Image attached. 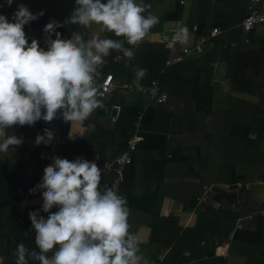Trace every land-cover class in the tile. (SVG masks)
<instances>
[{
  "label": "trees",
  "instance_id": "16d2710c",
  "mask_svg": "<svg viewBox=\"0 0 264 264\" xmlns=\"http://www.w3.org/2000/svg\"><path fill=\"white\" fill-rule=\"evenodd\" d=\"M107 0H102L106 3ZM138 3L141 0H137ZM199 2V3H198ZM198 10L193 11L187 22V30L195 33L198 37L206 36L210 38L212 30L216 27L223 29V35L216 39H209L203 49V52L198 54L199 59L196 63L195 70L189 66L186 61L183 63L167 66L166 61L169 58V49L165 44L158 43H141L138 47L123 43L124 49H131L134 53L132 59L124 56L123 51L110 50L107 57H103L104 65L101 70L96 69L94 76L96 79L104 78L108 74H112L116 80L120 82L132 83L138 72L143 69L145 71L144 79L141 84L150 86L155 80L160 82V87L163 92L166 90L169 78L173 75H212L214 65L222 62L226 66V77L230 80V90L256 94L262 92L260 96V103L252 112L253 120L259 122V126L253 129V134L248 133L246 137L240 140L224 139L223 147L225 150L228 147H234L236 150L235 160L236 164H249L251 168H255L253 176H237L235 166H229L227 162H222V165L229 166L228 180L224 183L216 180L219 183H212L210 177H205L195 166L193 162L188 159L185 154L186 146L177 144L172 141L168 134L161 130L162 122L165 120L167 112L170 109L162 104L153 103L147 108H134L124 104L125 97L118 92H114L112 100H104L97 97L101 101L102 107L98 111L103 113H110L111 108L118 101L119 112L115 121V126L112 129H106L104 126L96 125L95 130L86 133V137L81 142L71 143L70 146L74 152L84 149V152H91V143L97 142L99 154L101 156V163L113 162L120 154L126 150L129 134L135 130V123L138 122L141 116L142 128L140 134L143 136V141L136 148L133 154V160L125 169L124 182L121 185L120 195L125 197L127 205L130 209V216L128 222L130 224L129 232L135 236L138 228L135 224L145 225L149 228L150 233L148 240L145 243L139 244L142 249L144 245H148V252L157 249L158 252L154 254L157 264H225V261L217 255V249L228 241L231 233L236 229L237 223L251 216L248 226L242 230L237 229L232 237L230 246V253L235 254V246L239 245L241 250L247 249L251 254L256 253L254 257H249L247 264H264V203L258 204L257 201L252 200V194L256 184L264 186L259 182L264 183V152H261L260 146L264 142V39L256 40L253 33L250 34L248 43H242V31L238 24L241 25L245 19L244 13L235 9L232 5H240L244 10V3L242 0H234L233 2L218 1L215 7L211 8V0H198ZM18 4H24L29 8L33 14L43 12V15L29 24L25 25L24 31L28 43L32 40L39 43V47L47 51L50 46V41L58 37L60 39H73L75 35H79L83 41V26L71 23V17L79 5L76 0H13L11 6L8 5L7 0H0V14L6 15L11 19L12 14L17 10ZM230 5V6H229ZM152 11L148 9L144 15L147 16ZM214 14L215 24H211L209 30V16ZM184 14V7L172 3V9L165 13L159 19V23L172 22L182 20ZM218 20L224 22L218 23ZM55 21L56 27L53 32H45V26L48 23ZM194 25H197L194 30ZM156 28L153 27L150 32L157 33ZM43 35L45 38H43ZM101 39L123 40V37H116L113 33L103 31ZM214 41L215 45L210 46V42ZM193 56V55H192ZM118 60L115 61V58ZM191 57V56H190ZM189 57V58H190ZM188 58V59H189ZM193 80H191L192 82ZM195 86L191 90V98L196 106V112L206 115L213 114L212 100L213 97L206 89L204 84L199 80L194 81ZM207 93V94H206ZM124 100V101H123ZM123 101V102H122ZM118 106L114 107L117 110ZM106 110V111H105ZM65 110H59L51 122H46L43 119L36 121L35 135L43 137L48 140L45 130L52 133V137L48 142L63 141L68 135V127L64 126L63 121H58V115H63ZM46 114L43 110L41 115ZM64 116V115H63ZM111 120V119H110ZM88 119L86 120V123ZM7 138L11 133H14L18 140L23 144L20 158L16 163L9 159H0V232L8 229L11 232L18 231L19 234L30 236L31 232L26 224H23V214L21 210L16 207H10L15 199H21L20 191H23V199H30L42 196L46 191L44 188L37 186L43 183L44 168L50 166L46 160L40 159V151L42 146H33L27 144L29 133V125L23 126L16 124L4 129ZM109 135V138L106 136ZM103 137V141L98 139ZM188 137V138H187ZM189 139V135H186ZM193 138L198 139V134ZM192 139V138H191ZM190 139V140H191ZM230 143H234L229 145ZM25 144V145H24ZM215 145V144H214ZM191 146V145H190ZM189 146V147H190ZM38 147H41L40 150ZM150 151L154 157L147 158L138 165L135 160V153L139 150ZM183 148V149H182ZM218 150L213 148V152ZM28 150V151H27ZM220 152V150H218ZM247 152L252 156L247 158ZM257 152V153H255ZM68 154V150L65 151ZM167 153L171 156L183 154V164L189 169V175L193 178L199 179L201 184L195 187L191 186V191L181 190L182 183L168 185L166 183L165 171L167 165L175 162V159L168 160ZM187 153V152H186ZM188 154V153H187ZM223 152H221V155ZM33 164L34 167L30 168ZM106 175V174H101ZM219 173L215 175L217 178ZM206 178V180H205ZM114 176L107 175L104 178V185L102 194L108 189H111ZM223 182V181H222ZM231 184V189L239 195V198L232 202L221 194L213 192L210 200L205 204L204 210L199 206L198 199L203 195L204 185L218 186L221 184ZM208 184V185H207ZM241 184V188L238 185ZM141 186L143 191L140 195L136 194V189ZM185 187V186H184ZM180 190H177L179 189ZM178 196L174 198L184 203L185 211L198 212V220L192 228H181L178 226L176 218L161 216L163 200L171 196L170 192ZM22 200V199H21ZM20 202V201H19ZM212 202L219 204L220 208L216 209L212 206ZM44 211V209H43ZM59 211L57 206H53L52 213ZM49 213L43 212L40 216L47 220ZM18 217V229L11 225H6L5 218ZM39 218V219H40ZM32 228V222L30 223ZM36 235V234H35ZM35 235L33 241L35 242ZM32 236V235H31ZM25 242V240H24ZM23 244V239L19 240L17 246ZM24 246V245H23ZM27 250V247L24 246ZM168 251L162 258H158V253ZM205 258V259H204Z\"/></svg>",
  "mask_w": 264,
  "mask_h": 264
},
{
  "label": "clouds",
  "instance_id": "9594fccd",
  "mask_svg": "<svg viewBox=\"0 0 264 264\" xmlns=\"http://www.w3.org/2000/svg\"><path fill=\"white\" fill-rule=\"evenodd\" d=\"M9 6L13 0H7ZM71 23L101 25L102 30L123 37L127 44L138 47L159 17L144 13L151 5L137 0H76ZM43 12L33 14L24 4H18L11 19L0 14V136L13 125H32L43 119L51 122L59 110L67 121L83 123L102 107L94 87V74L103 57L110 50L123 51L133 58L131 49H124L123 41L93 38L87 44L79 35L73 39L50 41L47 51L36 40L26 39L25 25ZM53 21L45 32H53ZM187 33V27L181 29ZM146 71V70H144ZM42 110L46 113L41 115ZM48 140L37 138V143H48L52 133L45 130ZM21 141L14 136L0 144V152ZM101 172L95 163L56 159L55 167L44 169V211L48 219L37 220L30 213L35 230L36 256L40 264H140L136 237L129 232L130 210L125 197L108 189L99 190ZM53 206L59 211L52 213ZM52 258L45 254L56 249ZM23 244L16 250L17 264H26Z\"/></svg>",
  "mask_w": 264,
  "mask_h": 264
},
{
  "label": "crops",
  "instance_id": "0c3cea01",
  "mask_svg": "<svg viewBox=\"0 0 264 264\" xmlns=\"http://www.w3.org/2000/svg\"><path fill=\"white\" fill-rule=\"evenodd\" d=\"M190 1V6H188V3V7H184L182 20L158 23L156 25V27H158L156 28L157 33H149L142 43H158L167 45V47L170 48L168 59L173 58L177 53H179V51L183 50L184 48L194 45L195 41L198 39V36L193 32H189L188 30L187 33L181 31L182 28L187 26L188 19L193 14V11L198 10V0ZM218 1L220 0H211V8L215 7V4L219 3ZM222 1L233 2L234 0ZM242 2L244 3V10L241 9L240 5L232 6L235 9H238L240 12L244 13V17H246L248 11V0H242ZM172 3H174L173 0H167L163 3H158L161 4L162 7L159 6V8H155V11L152 7L153 4H151L152 14L158 16L159 18L163 17L166 12L172 9ZM260 8H264V5H260ZM207 21H209L208 23L210 24H215L213 13L211 14V16H209V19ZM217 22L221 23L224 21L218 20ZM239 26L240 25L238 24L236 27ZM86 27H88V31H86ZM98 27L101 30V25L95 23L89 26H83L82 33L83 41L85 44L92 40L90 36L96 33V29ZM196 27L197 25H194V30L196 29ZM216 28L222 29L221 27ZM103 31L104 30H102V33ZM262 32H264V26H261L254 31V39H264V36H261ZM248 37L249 39H251L250 35ZM244 39V34H241L242 43H245ZM125 41L126 40L123 39V43ZM198 59L199 55L194 54L186 60L187 64L193 67L192 70H195L194 68H196ZM116 60H118V57L115 58V61ZM103 66L104 65H99L96 69L101 70ZM144 76L145 71L141 69L134 81H137V83H141V81L144 79ZM191 80L193 81L191 82ZM196 80H199L201 84H204L206 89H208L209 91L207 93L212 95L213 114L206 115L196 112L195 103L193 102L190 95L191 90L193 91V87L195 86L194 81L196 82ZM229 82L230 80L226 77L225 64L222 62H218L214 65L212 75H201V78H199L198 75H173L169 78V84H167V87L163 86L166 90L165 93L168 95V99L162 105L166 106V108L168 107L170 111L167 112L166 118L162 122L161 130L166 132L172 141H175L177 144L180 143V145L186 146L185 154L188 159L193 162L195 168H197L202 174H204L205 177H210L212 179V183H219L216 180L220 181L221 183L227 181L228 174L229 172L231 173V171H229L231 170L229 169V166L233 165H236L235 170L237 176H253L255 174V168H251L249 164H236V156L233 155V152L235 153L236 151L234 147L229 146L227 150H225V147L222 149V147L224 139L226 138L232 139L233 141L234 139L240 140L243 137H246L249 132H251L254 136L252 131L254 128L259 126V122L257 120H253L252 112L255 111V107L259 105L260 98L258 96H260L262 92H260V94L259 92H256V94H251L230 90ZM115 93L109 94L104 100H106L107 98V100H112L113 96H115L113 94ZM124 97V104L134 108H147L155 103L151 102L148 94L143 93H133L132 95ZM116 106H118V109L114 110V107ZM119 108L120 106L117 101V103L112 106L110 113L106 112L102 114L100 111H98V109H96L88 118L87 123L86 121H84L83 123L67 121L64 119L63 115H58L57 120L63 121L64 126L68 127V135L63 139L62 142L53 141L44 144H36L37 146H42V148L38 147L39 150L41 148L40 159L48 161L53 167H55L56 159H66L69 162L73 163L78 160L82 162H88L89 164H96L100 162L101 156L99 154V148L96 141H92L90 153L84 152V149L74 152V150L68 145H70L71 143L73 144L74 142H81V140L86 137V133L93 131V129L95 128L94 123L96 125L102 124V126H104L106 129H112L115 126L114 123L118 116ZM13 134L14 133H11L10 137L13 136ZM196 134H198V139L193 138ZM186 135H189V139H187L188 137L185 138ZM14 137L18 140L15 135ZM106 138H109V135H107ZM6 139L7 134L4 130V135L0 136V144H2ZM98 139H101L103 141V137H98ZM232 144L234 143H230L229 145ZM216 146L218 150H220V152H218V150L216 149V152L212 153L213 148H216ZM21 148H23V144L9 145L6 152H0V159H9L13 163H16L19 159H21L19 155L22 150ZM141 149L139 148V150L135 153V160L137 161L139 166L143 162V160L154 157L150 151H143ZM67 150L68 154L65 153V151ZM259 150L261 152H264V142H262ZM221 152H223L222 155ZM166 157L168 160H176L175 162H171L170 164H168L165 171L166 183L168 185H180L182 183L181 190L183 191L186 190V188H188L187 186L190 185L188 188V191L190 192L192 188L191 186L195 187L197 184H201V181H199V179L194 177L192 178L191 175H189V169L184 166V153L177 154L176 156H171V154L167 153ZM251 157L252 156L249 155V152H247V158ZM221 161L227 162L229 166H223ZM33 167L34 165L31 164L30 168ZM214 173L215 175L219 173L217 178H214ZM106 176L107 175H101V184L99 188L101 192L104 185V178H106ZM230 185L231 184L227 183L225 185L221 184L212 187H219L225 191L234 192L235 190L232 191ZM263 187L264 186L256 184L255 188L253 189L254 192L252 194V200L257 201L258 204L264 203ZM136 190L137 195H140L143 191L140 185ZM177 190H180V188ZM174 193V191L170 192L171 196H168L163 200L161 216L176 218L178 226L181 228L194 227L198 220V212L185 211L184 203L182 201L176 200L174 197L178 195ZM20 196L22 200L15 199L10 207L13 206L21 210L20 213L22 212L23 214V224H26L29 230H33L34 227L32 228L30 224L31 219L29 214L33 212L36 213L37 220H39L40 216L43 215L45 203L43 195L35 198L23 199V191H20ZM178 197L180 199L187 200L186 197L183 198V194ZM211 200L210 202L209 200L206 202H201V204L198 201V204L204 210L205 204L208 202L211 203ZM212 206L216 209L220 208V205L215 202H212ZM127 207L129 208L128 205ZM251 219V216L248 218H244L237 224H239L241 228L243 227L242 230H244L248 226V223ZM5 222L6 225H11L18 229V217H12L11 219L6 217ZM135 228H138L135 237L138 238H136V242L139 246L141 242L145 243L148 240L150 230L147 226L141 224H135ZM33 235H35V232H31L30 236H24L23 234H19L18 231L11 232L8 229L2 230L0 232V264H17L16 250L18 247L17 243H19L20 237L21 239H23V245L27 247V251L25 253L26 264H40L39 259L36 258V256L40 255V250L32 240ZM231 243L232 238L230 236L228 238V241L224 242L217 249V255L225 261V264H247L250 259L249 257H254L256 254H251L249 251H247V249L246 251L241 250L239 246L240 244L235 246L236 252H234L235 254H232L230 253ZM56 250H58V246L56 249L50 251L45 255L47 256V258L51 259L54 251ZM155 252H158L157 249H153L151 252H148V245H144L142 249L139 248V252L137 253V255L143 257L140 264H157V260L155 258V255H157V253L154 254ZM167 252L168 251H162L158 253V258H162V256H165ZM263 258L264 257H261V259Z\"/></svg>",
  "mask_w": 264,
  "mask_h": 264
},
{
  "label": "built area",
  "instance_id": "2783aa9c",
  "mask_svg": "<svg viewBox=\"0 0 264 264\" xmlns=\"http://www.w3.org/2000/svg\"><path fill=\"white\" fill-rule=\"evenodd\" d=\"M176 2L185 4L187 0H176ZM260 5H264V0H248L247 16L240 25L242 34H244L245 36L244 42L246 43L249 42L250 39L248 36L252 32H254L259 27L264 26V8H260ZM222 35V29L214 28L210 34V38L204 36L198 37L194 45H192L191 47H186L183 50L179 51V53H177L173 58H170L166 61V65L172 66L175 64H179L186 61L195 53H202L206 43L210 41L209 39H216ZM210 43V46L212 47L215 45L214 41H211ZM93 86L97 88V97L100 99H104L109 94H112L114 92H118L121 95H130L133 93L148 94L151 102H155L158 104H163L168 99V95L161 90L160 82L158 80L153 81L150 86H144L141 83H137V81L132 84L127 82H120L119 80H116L112 74H108L104 78H100L99 80L94 76ZM141 119L142 117L140 116L138 122L135 123L134 132L129 134L127 148L120 154V156H118L113 162L96 163L101 174H112L114 176L111 189L113 191H116L118 195H120L121 185L124 182L125 169L132 163L133 154L136 148L143 141V136L140 134L142 128ZM35 129L36 121L32 125H29V133L27 138V144L29 146H33L37 142L38 137L34 134ZM260 184L264 185L263 182H260ZM241 186L242 185L239 184L238 188H241ZM213 192L214 191L211 187L205 186L203 196L198 199L199 203L201 204V202L210 200ZM240 228L241 226L238 224L236 229H234V231L231 233V238L233 237L235 231Z\"/></svg>",
  "mask_w": 264,
  "mask_h": 264
},
{
  "label": "rangeland",
  "instance_id": "374dc122",
  "mask_svg": "<svg viewBox=\"0 0 264 264\" xmlns=\"http://www.w3.org/2000/svg\"><path fill=\"white\" fill-rule=\"evenodd\" d=\"M165 1H167V0H161V1H153V0H142V2H143V4H145V5H151V4H153V10L155 11L157 8H159V6L160 7H162V5L161 4H158V3H163V2H165ZM173 2H175L176 4H179V5H181V6H183V7H188V6H190V3H191V1L190 0H187V2L185 3V4H180L179 2H176V0H173ZM189 3V4H188ZM187 4H188V6H187ZM156 8V9H155ZM150 10H151V7H150ZM102 27V26H101ZM209 30H211V24L209 23ZM86 31H88V27H86ZM102 28H101V30H100V28L98 27L97 29H96V33H94L93 35H91L90 37L93 39L95 36V38H99V39H101V36H102ZM151 33V32H150ZM97 34V35H96ZM262 35L261 36H264V32H262L261 33ZM43 38H45V36L43 35ZM88 39H89V36H88ZM124 39V38H123ZM136 81H133L132 83H135ZM132 83H130V84H132ZM120 94V93H119ZM121 95V94H120ZM130 95H132V94H130ZM122 96H128V95H122ZM264 188V187H263ZM137 238V237H136ZM138 239V238H137Z\"/></svg>",
  "mask_w": 264,
  "mask_h": 264
},
{
  "label": "water",
  "instance_id": "95a60500",
  "mask_svg": "<svg viewBox=\"0 0 264 264\" xmlns=\"http://www.w3.org/2000/svg\"><path fill=\"white\" fill-rule=\"evenodd\" d=\"M213 191L218 193V194L223 195L224 197H226L228 200H230L232 202H235L238 199V194L235 192H228V191H225L219 187H214Z\"/></svg>",
  "mask_w": 264,
  "mask_h": 264
}]
</instances>
